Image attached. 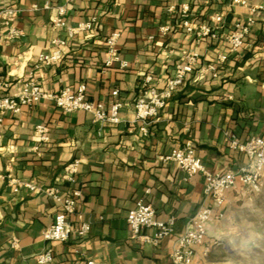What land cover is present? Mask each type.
Masks as SVG:
<instances>
[{"label":"crops","instance_id":"1","mask_svg":"<svg viewBox=\"0 0 264 264\" xmlns=\"http://www.w3.org/2000/svg\"><path fill=\"white\" fill-rule=\"evenodd\" d=\"M250 2L262 8L244 44L230 52L225 37L247 12L229 6V0H0V8L21 9L14 23L21 31L18 37L7 38L6 28L0 25V81L8 83V89L32 71L45 91L85 83L91 100L108 106L112 90L118 89L122 102V120L111 124L95 122L85 111L66 114L46 100L18 114H5L0 130V264H37L34 255L49 247L53 260L45 264H83L86 259L106 264H174L170 253L187 220L201 204L211 203L204 199L202 173L187 177L177 162L160 156L189 142L206 170H236L247 163V157L227 146L224 132L241 142L252 136L264 138V0ZM182 3L189 5L185 16L178 10ZM32 4L37 9H30ZM60 4L66 5L69 24L95 17L96 25L69 40L59 62L40 64L37 57L51 49V39L64 35L51 26ZM168 6L175 11H168ZM220 12L225 21L216 38L197 41L182 26L184 18L200 25ZM162 26L169 30L161 33ZM112 31L120 33L118 51L128 62L126 69L103 67L104 40ZM183 51H196L199 58L144 133L139 123L132 122L142 79L151 72L154 84L165 87ZM222 54L225 59L219 61ZM213 63L215 76L205 71ZM37 124L48 127V141H39L33 134ZM73 159H79L74 186L81 195L70 221L77 226L80 214L89 230L83 237L51 244L41 232L59 212L58 203L26 187L14 191L8 175L56 188L67 196L72 185L62 178V171ZM261 196L264 174L258 192L244 186L225 192L220 208L224 215L207 224L196 256L207 264H225L223 244L243 241L254 229L240 214L258 209ZM139 199L154 208L157 219L175 220L172 234L158 244L130 237L126 215ZM152 231L145 229L148 234ZM12 238L16 247L10 245Z\"/></svg>","mask_w":264,"mask_h":264},{"label":"built area","instance_id":"2","mask_svg":"<svg viewBox=\"0 0 264 264\" xmlns=\"http://www.w3.org/2000/svg\"><path fill=\"white\" fill-rule=\"evenodd\" d=\"M229 6H240L246 9L243 19L235 21L229 34L225 37L227 47L230 52L236 51L244 44L246 35L256 21V15L262 8L260 4L248 2V0H229ZM56 13L52 18L51 26L54 30H63L64 35L55 36L50 41L51 49L40 53L37 61L40 64L51 65L61 60L65 48L75 35L91 30L96 22L95 17L80 21L74 25L67 22L65 18L66 5H57ZM30 9H37L36 4H32ZM168 11H175L174 6H168ZM182 15H187L189 5L182 3L178 7ZM21 9L16 7L0 8V25L6 28L7 38H16L21 31L15 26V20ZM225 21L224 13H214L209 17V22L200 25H194L188 18L182 19V26L186 32L194 35L195 39L200 40L203 37H217V31ZM168 26L159 27L161 33H166ZM119 31H112L104 40V69L116 67L120 70L128 67V62L122 59L118 51ZM199 58L196 51H183L180 55V61L174 66L173 74L166 82L165 87L158 88L153 80V74L150 72L143 77L141 82V91L133 104L132 122L140 124V130L147 131V125L158 118L159 111L165 106L167 100L173 95L175 89L181 85L185 76L190 73ZM225 56L219 55L218 60L224 61ZM205 71L211 72L214 76L215 65L210 64ZM30 71L28 77L11 90L8 89V83L0 81V130L4 124V116L7 113L18 114L24 107H32L42 100L50 101L59 107L64 113L71 114L76 111H85L90 113L93 120L98 123H119L122 119L120 109L122 102L118 98V89L111 92L112 102L107 106L102 102L93 101L87 95L85 83H79L74 88L63 87L57 92L43 90L39 82L33 77ZM49 129L44 124H37L33 128V134L39 141L49 140ZM224 141L229 148L239 150L245 153L247 163L236 170H226L223 172L206 170L201 159L194 152L191 143L186 142L180 147L170 150L169 153L161 155L164 161L177 162L178 167L190 177L196 173H202L204 176V199L210 200L211 204H201L195 213L187 220L183 231L176 239L175 246L170 253L171 262L174 264H207L196 256L195 248L203 244L206 237L207 224L216 218L222 217L220 210L224 202V194L230 189L241 186L253 192H258L263 186L264 174V138L252 136L244 142L229 132H224ZM37 149V147H35ZM79 159H73L63 167L62 178L72 185L71 192L67 196H62L56 188L36 186L30 182L20 181L11 178L8 180L14 185L13 190L17 191L19 187H26L31 191L49 195L59 205V212L55 214L53 221L47 225L41 232V237L49 243L66 242L70 237H83L88 233L89 223L85 221L80 214H77V226L73 227L70 216L76 214V202L81 195V189L74 186L78 172ZM216 208V209H215ZM154 208L139 199L136 201L126 215L130 237L136 241L149 244H158V242L174 230V218L168 217L165 220H159L155 216ZM152 228V233L148 234L145 229ZM16 239L12 238L10 245L16 247ZM53 257L52 248L49 247L34 255L35 262L45 264L50 262ZM83 264H106L94 259H86Z\"/></svg>","mask_w":264,"mask_h":264},{"label":"rangeland","instance_id":"3","mask_svg":"<svg viewBox=\"0 0 264 264\" xmlns=\"http://www.w3.org/2000/svg\"><path fill=\"white\" fill-rule=\"evenodd\" d=\"M240 215L255 226L248 231L245 240L223 244L227 254L225 264H264V196L258 199V209Z\"/></svg>","mask_w":264,"mask_h":264},{"label":"trees","instance_id":"4","mask_svg":"<svg viewBox=\"0 0 264 264\" xmlns=\"http://www.w3.org/2000/svg\"><path fill=\"white\" fill-rule=\"evenodd\" d=\"M248 2H250V0H248ZM251 3V2H250ZM252 28V27H251ZM251 30V29H250ZM248 35V34H247ZM247 35H246V37H247ZM246 37H245V39H246ZM245 41V40H244Z\"/></svg>","mask_w":264,"mask_h":264}]
</instances>
